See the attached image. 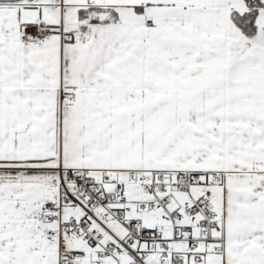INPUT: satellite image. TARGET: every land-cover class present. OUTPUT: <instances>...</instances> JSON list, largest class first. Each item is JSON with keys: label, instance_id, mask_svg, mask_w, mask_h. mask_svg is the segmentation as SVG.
<instances>
[{"label": "snow or ice", "instance_id": "1", "mask_svg": "<svg viewBox=\"0 0 264 264\" xmlns=\"http://www.w3.org/2000/svg\"><path fill=\"white\" fill-rule=\"evenodd\" d=\"M0 264H264V0H0Z\"/></svg>", "mask_w": 264, "mask_h": 264}]
</instances>
